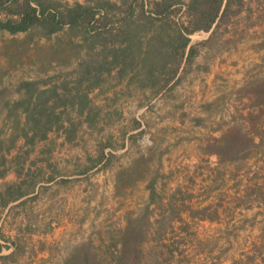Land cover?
<instances>
[{"label": "rangeland", "instance_id": "obj_1", "mask_svg": "<svg viewBox=\"0 0 264 264\" xmlns=\"http://www.w3.org/2000/svg\"><path fill=\"white\" fill-rule=\"evenodd\" d=\"M245 1L213 35H190L202 43L170 82L156 72L145 83L139 67L104 72L88 91L89 115L67 112L78 123L72 140L59 130L35 145L23 169L33 193L0 204V255H9L0 264H62L87 242L103 252L142 216L141 261L157 253L156 224L168 245L160 264H264V0ZM66 37L0 30L9 71L0 89L15 98L21 79L53 82L71 71L73 81L85 44L73 36L60 52ZM14 182L11 170L0 189Z\"/></svg>", "mask_w": 264, "mask_h": 264}, {"label": "trees", "instance_id": "obj_2", "mask_svg": "<svg viewBox=\"0 0 264 264\" xmlns=\"http://www.w3.org/2000/svg\"><path fill=\"white\" fill-rule=\"evenodd\" d=\"M245 5V0H92L71 5L49 0H0L1 31L15 35L35 30L46 40L56 35L59 43L67 36V44L60 52L66 51L73 36L85 44L83 56L75 51L78 62L72 69L73 81L69 78L71 71L53 82L50 78L21 79L13 90L17 93L15 98L7 86L0 89V178L11 170L20 178V182L0 189V204L6 206L33 193L34 176L25 174L27 177L23 178L29 154L53 131L63 130L66 139L72 140L78 123L67 112L89 115L88 91L100 84L104 72L117 68L123 75L139 67L145 83H155L158 72L167 73L166 84L177 75L182 62L189 64L198 52L202 42L191 43L190 35L200 31H211L210 36L213 35ZM64 60L71 62L69 55ZM8 72L0 66V83ZM65 122L69 125L65 126ZM23 185L27 188L23 189ZM143 217L128 221L112 234L111 248L94 251L91 242L82 243L62 264H109L104 261L106 255L113 264H160L159 250L168 245L156 224L151 230L157 244L153 249L159 254L150 255V261L139 260L138 237L143 234ZM2 247L0 242V252ZM1 257L6 259L9 255Z\"/></svg>", "mask_w": 264, "mask_h": 264}]
</instances>
